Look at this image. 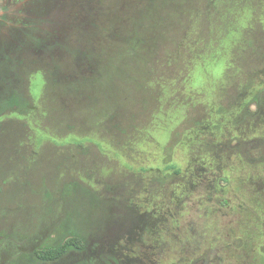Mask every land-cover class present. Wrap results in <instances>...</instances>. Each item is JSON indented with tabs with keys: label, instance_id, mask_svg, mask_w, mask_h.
Here are the masks:
<instances>
[{
	"label": "rangeland",
	"instance_id": "obj_1",
	"mask_svg": "<svg viewBox=\"0 0 264 264\" xmlns=\"http://www.w3.org/2000/svg\"><path fill=\"white\" fill-rule=\"evenodd\" d=\"M262 12L264 0H0V82L30 90L26 104L0 116V136L11 135L1 149L19 158L33 150L37 164L47 151L57 166L66 161L52 187L44 175L36 180L46 195L37 210L53 203L59 183L68 206L47 245L74 235L63 227L108 229L125 209L86 189L112 188L129 171L145 188L133 197L164 218L149 251L157 264H264L262 229L240 227L257 207L264 218V120L246 131L256 105L239 111L251 92L228 81L250 83L244 75L256 61L246 45L264 34ZM26 59L32 64L20 67ZM102 76L105 106L96 100ZM26 159L1 172L3 192L31 183ZM28 224L0 242L13 264L33 261L21 248Z\"/></svg>",
	"mask_w": 264,
	"mask_h": 264
},
{
	"label": "flooded vegetation",
	"instance_id": "obj_2",
	"mask_svg": "<svg viewBox=\"0 0 264 264\" xmlns=\"http://www.w3.org/2000/svg\"><path fill=\"white\" fill-rule=\"evenodd\" d=\"M168 10H170V8H168ZM18 64H20V67H24L32 63H31V60L26 59L24 63L21 62ZM47 66H51V65H47ZM51 67L53 68V70L50 71V74H53L54 69L55 70L57 69L53 67V65ZM14 76L15 75L12 72V77ZM230 78L231 77H228L229 84H234L235 89L239 90V94H242L243 92H247L244 90H249V92H251V90L254 87L252 85L240 84V82H238L237 76H234L233 79H230ZM103 79H104V76L97 78L95 80V85H97L96 100H97V103H99V99H101L102 105L105 106L104 103L108 101V97L105 92V87L102 86ZM61 82L62 81L57 80V79L54 80L55 85L57 83L60 84ZM0 83H1V93L3 95V98L5 99L4 101L5 104L3 103V105L0 106V116H2L3 114L9 111L15 112L16 110H19L24 104H26L25 98H26V95L30 92L28 87L25 86V87L20 88V87L12 86L10 89H5V88H8V86L4 85L2 82ZM260 88L261 87H259L256 92L259 93ZM165 92L166 91L164 89L161 90V96L159 97L160 102H163L161 100L166 97ZM241 103L242 104L240 105L238 109L239 111L241 109V112L242 110L247 109L249 104L251 103H255L256 105V109H255L256 111L253 113L248 112L250 114V117L246 118V120L243 122V124L246 127V131L250 132V125L251 127H257L259 126L260 122L264 120V101L263 100L260 101V97L255 96L249 99L248 101L241 102ZM84 107H85V104L82 105V108ZM159 109H162L161 104H160ZM85 110H86V107H85ZM93 112H94L93 115L95 114L99 116L98 115L99 111H95V109L93 108ZM0 120H1V117H0ZM10 136L11 135L0 136V150H1L0 151V175H1V172H3L5 169L9 168L10 166L11 167L14 166L13 161L19 162L20 159H26V158H27L26 166L34 169L35 173L31 175V183L29 182L31 186L28 184L27 186L24 185V186H16L14 188H7L5 192H3V188H0V238H1L0 242L9 238L11 235H13L14 229L16 228L22 229V227L17 225V223L21 220H24L26 222V225L29 223L27 227L31 225L30 231L23 230V231H26L25 235H27L26 237H30V240L25 242L21 248L23 252H27L29 254V252L33 251L34 249H41V248L46 249L48 247L55 246L63 242L61 241L59 243L58 241L60 238H58L52 244L50 245L46 244L47 238L49 237L51 232H53V230L56 229V226H57L56 222L59 221L62 216L68 215L67 214L68 206L66 207V203H65L66 197H64L65 195L64 184L63 185L61 183L58 184L57 188L59 192L57 194V197L55 193H53V203H51V205L49 206L44 205V204L39 205L40 210H37L36 207H34L32 204L41 203V197L44 198L46 196L45 193H43L44 192L43 190L41 189L39 190V187L36 185L37 184L36 180H39L40 175L41 176L44 175L50 181L49 183H50V186L52 187L53 186L52 184L54 182V175L56 171H58L59 168L64 167V164L66 161L62 165L57 166L56 160H55L56 156L51 151H47L45 154L42 155L40 164L35 163L36 153L33 150L30 151L29 154L26 155L24 158H19L14 155L9 157L6 154V152L1 148L10 141ZM241 138L242 137H240V139ZM62 144L63 143H61L60 146ZM80 144H82V140H77L75 142V146L80 145ZM70 162H72V159H70ZM77 164L78 166H81V164H79V159H78ZM23 167L19 168V165H18L19 169H23ZM167 168L172 169L174 172L173 174H176V175L179 174L178 173L179 169L177 168L176 165L169 164ZM125 169H127V167ZM138 169L140 171H143V168H138ZM128 170L132 171L134 169L129 168ZM111 174L112 176L108 178H111L113 177V175H115L114 173H111ZM122 178L124 179L123 180L119 179L115 181L116 185L113 186L112 188L106 187L102 191L87 187L88 189H91L94 191L96 190L98 192L97 195H104L103 197L104 199L114 200L116 196H120L121 198L124 199L126 204H128V209H126L123 213L125 222L122 223V225H117L114 222L115 219H113V222L110 224L108 229L104 231L94 230V231H91L89 234L93 235V234H98L100 232H106L112 242H115V238L117 237L116 236L117 234L118 236L121 234L126 235L129 238H135V239L140 238L143 241L142 246L144 250L147 252V255L150 256V264H157L158 262L156 261V259H153L151 257L152 253L149 251L156 248V245H155L156 236L160 234L158 228L161 226L162 222H164V218L162 217L160 209L156 206V204H151L150 206H148L144 200L141 199V201H137L133 197L135 193L141 194L145 192V188L143 187L141 180L139 181V179H141L140 175L138 179L137 177H135V175H133L132 172L128 171L127 174H122ZM103 181L105 182V184H108L107 182H109L107 179H104ZM4 183L5 182L2 181L1 185ZM155 185L157 184L151 183L149 186V190L156 188ZM25 187L26 189H23V190L19 189V188H25ZM81 198H84V197L81 196ZM223 203H225V200H223ZM256 206H258V202H256ZM254 211L256 213L253 214L251 220H245V221L241 220L240 221L242 222L240 227L243 229H248L249 227H251L250 225L254 223L256 224L254 226L255 230L259 232V228H261L262 229L261 233L264 235V232H263L264 231V218H262L259 215V212H258L259 207H257ZM225 221H228V220H225ZM37 228H39V230H37ZM63 229H65L66 231H69L68 232L69 234L76 233L79 236H83L85 234L81 231V229L76 230V229H72L68 227H63ZM23 231L21 232V235H24ZM243 232H245V230ZM145 238L146 240L144 241L143 239ZM247 245H250V241L247 242L246 245H244L242 241V246H247ZM236 248H239V246H237ZM0 251H3L2 255H5L6 250H0ZM253 251L254 249H252V252ZM252 252L248 254L249 259L253 258Z\"/></svg>",
	"mask_w": 264,
	"mask_h": 264
},
{
	"label": "trees",
	"instance_id": "obj_3",
	"mask_svg": "<svg viewBox=\"0 0 264 264\" xmlns=\"http://www.w3.org/2000/svg\"><path fill=\"white\" fill-rule=\"evenodd\" d=\"M261 14V13H260ZM264 15V12H262ZM260 15V23L257 31H263V21ZM247 48L254 54L255 63L253 62L250 65V68L244 75V81L248 79L249 84L245 82L246 85L254 86L251 90V95L249 99L259 96L260 101H264V82L259 81L257 84H254L255 80L260 78L264 80V34L259 33L258 35H252L247 42ZM245 50L244 45L239 47L237 51ZM237 56L239 54L237 53ZM234 56V58L238 61ZM239 62V61H238ZM241 67V62L239 65L236 64L232 69L235 70V67ZM231 71V70H230ZM231 73V72H230ZM234 72H232L233 74ZM231 77V76H229ZM234 77V76H233ZM231 77L230 79H233ZM239 77H242L239 73ZM243 84V83H240ZM244 85V84H243ZM260 88L259 93L256 92ZM248 99V100H249ZM247 100V101H248ZM89 190L94 194L95 197L100 198L102 201L113 202L122 206L125 210L128 209V204L120 196H116L114 200L104 199V195H97L98 192L91 189ZM84 197V195H83ZM124 204V205H123ZM116 215L114 222L117 225H122L124 223V216L119 212L113 213ZM112 223V222H111ZM104 227L101 228V231H104ZM115 242H112L108 237L106 232H100L98 234H84L79 236L76 233L69 239L61 242L58 245L51 246L48 248L34 249L30 251L29 254L32 256V260H27L25 263L33 264H150V257L147 255V252L144 250L142 244L143 241L140 238H129L126 235H116ZM144 241L146 240L143 239ZM26 250V249H25ZM3 251H0V264H13V261H8L5 255H2ZM5 256V257H4ZM19 258L15 261L17 262ZM18 264V263H16Z\"/></svg>",
	"mask_w": 264,
	"mask_h": 264
}]
</instances>
